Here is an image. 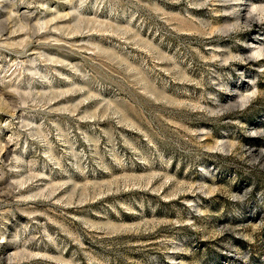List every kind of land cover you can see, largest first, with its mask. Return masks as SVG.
I'll return each instance as SVG.
<instances>
[{
    "label": "rangeland",
    "instance_id": "1",
    "mask_svg": "<svg viewBox=\"0 0 264 264\" xmlns=\"http://www.w3.org/2000/svg\"><path fill=\"white\" fill-rule=\"evenodd\" d=\"M0 264H264V0H0Z\"/></svg>",
    "mask_w": 264,
    "mask_h": 264
}]
</instances>
